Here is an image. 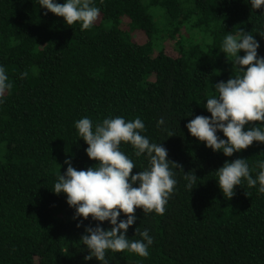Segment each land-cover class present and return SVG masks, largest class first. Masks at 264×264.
<instances>
[{
  "label": "trees",
  "instance_id": "obj_1",
  "mask_svg": "<svg viewBox=\"0 0 264 264\" xmlns=\"http://www.w3.org/2000/svg\"><path fill=\"white\" fill-rule=\"evenodd\" d=\"M89 2L100 13L81 30L45 14L38 0H0V65L11 84L0 92V264H100L84 260L89 250L80 241L84 225L97 222L73 219L66 194L51 190L66 158L78 170L97 163L74 126L83 116L93 126L109 116H139L142 134L178 165L170 164L177 183L164 212L136 208L126 233L138 239L135 228H148L149 255L108 250V264H264V193L242 179L224 197L215 172L242 157L255 178L264 143L229 157L185 127L195 115L210 116L204 99L216 82L238 74L220 51L228 32H251L264 56V7L252 9L247 0ZM161 116L165 125L158 127ZM120 150L133 160V173L148 166L130 144ZM187 172L197 176L192 190Z\"/></svg>",
  "mask_w": 264,
  "mask_h": 264
},
{
  "label": "clouds",
  "instance_id": "obj_2",
  "mask_svg": "<svg viewBox=\"0 0 264 264\" xmlns=\"http://www.w3.org/2000/svg\"><path fill=\"white\" fill-rule=\"evenodd\" d=\"M38 3L45 14L51 11L62 17L67 25L78 22L81 30L91 27L100 13V9L89 0H63V3L38 0ZM246 3L252 9L264 7V0H247ZM228 33L222 39L220 51L228 59L232 58L231 62L238 66V74L216 82L215 93L204 99L203 106L210 116L195 115L185 127L206 147L230 157L254 141L264 143V56L258 54L260 44L251 32L239 29L235 34ZM241 50L243 55L239 54ZM10 87L5 67L0 65V92ZM3 102L0 95V103ZM161 125H165L163 116L157 120V126ZM246 125L251 126L246 128ZM74 126L79 138L87 144L85 153L97 163L78 170L71 158H66V170L63 174L59 171L51 190L66 194L67 204L75 210L73 219L91 217L97 222L84 225L80 241L89 250L84 260L95 257L100 264H108V250H127L142 257L148 256V248L153 243L149 229L136 227L134 231L135 236L140 237L138 239H131L126 233L137 219L136 208H142L144 214L153 210L157 214L164 212V205L177 183L170 164L178 165L167 158V149L161 143L150 142L142 134L145 124L139 116L129 120L123 116H109L94 126L88 116H83L74 121ZM122 142L132 146L135 156L145 154L148 166L133 173L134 162L120 150ZM256 167L259 171L254 178L247 160L238 157L226 160L215 170L224 197L231 198L242 179L249 187L258 184V193H264V160L257 161ZM196 178L191 172L184 173L185 187L192 190ZM104 221L111 227H102L100 222ZM82 223L83 220L78 219L76 226L79 228Z\"/></svg>",
  "mask_w": 264,
  "mask_h": 264
},
{
  "label": "rangeland",
  "instance_id": "obj_3",
  "mask_svg": "<svg viewBox=\"0 0 264 264\" xmlns=\"http://www.w3.org/2000/svg\"><path fill=\"white\" fill-rule=\"evenodd\" d=\"M141 37V36H140ZM142 38V37H141Z\"/></svg>",
  "mask_w": 264,
  "mask_h": 264
}]
</instances>
